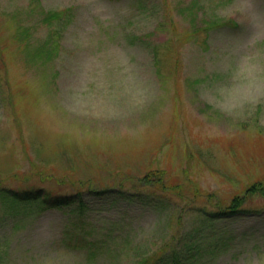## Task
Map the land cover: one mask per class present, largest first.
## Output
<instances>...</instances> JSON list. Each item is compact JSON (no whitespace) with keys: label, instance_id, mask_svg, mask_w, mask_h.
Masks as SVG:
<instances>
[{"label":"rangeland","instance_id":"1","mask_svg":"<svg viewBox=\"0 0 264 264\" xmlns=\"http://www.w3.org/2000/svg\"><path fill=\"white\" fill-rule=\"evenodd\" d=\"M52 11L60 19L44 23ZM156 170L181 197L133 195L151 193L132 186ZM258 179L264 0H0V187L110 190L81 216L0 208V264H137L199 221L195 188L227 202ZM253 219L216 221L201 246L217 230L236 236L198 264H264V220Z\"/></svg>","mask_w":264,"mask_h":264},{"label":"trees","instance_id":"2","mask_svg":"<svg viewBox=\"0 0 264 264\" xmlns=\"http://www.w3.org/2000/svg\"><path fill=\"white\" fill-rule=\"evenodd\" d=\"M140 1L147 2V0ZM59 19V15L53 11L45 12L42 18L46 24H52L54 20ZM30 30L31 28L27 26L18 27L17 37L20 40L27 38L31 34ZM135 39L136 41L140 40V37ZM51 43V37L47 38L44 42L43 54L47 58L54 51ZM152 59L155 66L160 63L159 51L155 46L152 47ZM156 72L158 74L160 73L159 71ZM179 186L171 178L169 179L164 171L156 170L147 172L133 184L132 188L151 190L150 194H142L138 190H136V193H133L138 198L142 197L146 203H150L154 196L168 199L169 192L181 197ZM109 191L106 189H88L85 193L77 191L70 194H54L40 187L23 190H12L10 188L0 187V208L3 213L10 211L14 214L19 210L30 211L33 209L56 208L69 214L78 213L81 216V214L90 210L89 199L93 200L94 198L99 199L105 197ZM193 194L194 197H201L203 201L207 202L206 205L198 207L195 211L197 214L196 218L199 221L186 233L185 238H182L176 243V246L172 247L166 243L159 248V253L157 254L149 256H144L146 253L139 254L137 257L140 260L137 264H198L199 257L202 254H208L209 257L213 256L215 252L225 249L229 241L233 239V236H236L231 231H225L224 234H220V231L217 230V233L213 234V241L207 246H201V235H207L208 230L215 225L216 221L247 220L250 222V219H252L251 221L261 222L259 219L253 218L264 220V208H253L248 204L253 196L264 197V179H258L257 182L249 184L240 195L232 197L227 202L217 200L211 194H201L197 188L194 189ZM163 201L159 199L158 203L162 206L165 204ZM146 203L140 204L147 205ZM210 203L213 204V208L208 209L207 206ZM153 205L156 206L157 203L155 202ZM243 231L238 232L237 235ZM92 248H90V255L95 256L94 252H99V248L98 246ZM5 251L0 248V259L4 257ZM202 261L199 264H205L206 260L204 259Z\"/></svg>","mask_w":264,"mask_h":264}]
</instances>
